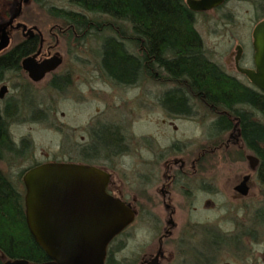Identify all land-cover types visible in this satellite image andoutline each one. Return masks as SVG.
<instances>
[{"label": "flooded vegetation", "instance_id": "af4514ba", "mask_svg": "<svg viewBox=\"0 0 264 264\" xmlns=\"http://www.w3.org/2000/svg\"><path fill=\"white\" fill-rule=\"evenodd\" d=\"M32 1L28 0V2L22 3L21 12L13 19L12 26L7 27L9 45L13 37L12 31L15 30L16 36L14 38L16 41L13 44L18 45L33 41L31 51L23 57L34 55L37 61H41L57 52V46L64 37L70 43L75 41L69 35L71 29L68 25L53 21L45 31L37 24H31L21 19L24 6ZM226 1L224 0L220 5L211 9L221 7ZM18 2L19 0H13V6L4 21H7L14 14ZM250 2L253 4L254 16L264 14V0H250ZM220 15L230 17L231 13L222 11ZM263 17L264 15L254 19L253 26ZM18 21L26 23L27 26L35 25L37 29L34 30L33 34H24L21 27H14ZM251 32L247 42L250 49H247L243 42L238 40L233 51L232 62L228 67L223 66L217 60L215 61L220 64L226 74L233 76L247 86L255 88V93L264 96V91L253 85L248 77L238 69V65L254 67ZM72 33L78 36L83 34V32L79 34L73 26ZM82 43L77 42L75 45ZM9 45L0 52L8 49ZM237 45H240L241 51L236 61ZM22 58L19 60L18 68L7 69L0 80L2 110H13L16 107L19 110V104L25 98L31 99L30 103H33L35 93L32 91V84L39 82L48 74L46 81L48 87L56 89L57 93L72 94L74 70L71 63L66 65L63 71H58L63 64V59H61V62L54 69L45 72L40 79L35 80L23 68ZM95 70L99 72L98 69ZM16 78H25L26 81L23 79L18 81ZM169 79L171 77L166 76L165 81L160 84L163 86L161 95L168 97V95L175 93V95L190 99L188 92L181 90L180 85H175ZM85 80L87 79L85 78ZM104 82L113 87L119 86L116 81L105 80ZM75 87L78 89L77 86ZM157 99L159 100V94ZM158 100L156 103L168 116L176 131L178 128L174 122L175 119L196 120L205 127L203 137L208 138L203 139V141H196L192 149H186L190 144L187 143L188 138L173 137L170 143L162 146L155 143L154 138L141 135L145 136L150 152L153 153L152 148L158 147L154 154L141 160L144 164L142 171L136 170L139 192L135 191L134 193H139L142 200L137 194L133 200H127L123 196L122 189L118 184L115 185L113 169L116 167V160L114 158L121 153L117 142L108 143L104 141L103 136L97 134V139L91 137V142L81 145L87 148L92 142L95 145L96 143L99 144V141H103L102 145L109 148V154H107V149L97 150L96 155H91L93 151L84 150V156L89 160L84 162L95 164L107 170L110 173V179L106 186L108 192L130 202L134 210V218L128 226L139 220L141 212L146 216L144 219L150 222L151 229L147 235L148 239L141 244V250H134L128 263L264 264V111L254 104L243 102L238 107L241 114L235 115L230 110H233V107L206 108L199 101L193 99L188 100V112L182 114L171 106L160 104ZM145 104L148 106L145 108L151 107L149 102ZM35 109L44 111L45 108L38 105ZM206 109L208 112L202 111ZM223 114L230 125L225 129H220L217 121L221 119L220 116ZM96 117L93 122L97 123L98 127H106L111 123L120 127L119 121L113 120L115 117L112 119L98 115ZM207 117L208 119H206ZM93 122L88 123L86 131L90 125H94ZM250 128L256 129L257 134L251 135L249 133ZM124 141L128 151L129 143L126 139ZM101 148L103 147L101 146ZM35 162L33 161L30 166L34 165ZM224 166L228 168V171L232 167L240 169L237 176L233 178L232 184L226 187L219 186L217 183V169ZM27 168L25 167L20 171L22 182V175ZM158 181L159 185L156 187L160 192L159 199L156 198L155 191L152 189L154 182ZM255 182L259 183V187H254ZM22 190L24 191V189ZM159 201L162 203L164 213L156 210ZM180 208L184 209V216L177 220L176 215ZM176 227L177 230H175ZM125 228L115 235L108 244L105 261L113 240L116 238L118 240L115 245L116 249L124 244L119 238ZM173 244H175L176 250ZM112 255V264H122L114 252Z\"/></svg>", "mask_w": 264, "mask_h": 264}, {"label": "rangeland", "instance_id": "374dc122", "mask_svg": "<svg viewBox=\"0 0 264 264\" xmlns=\"http://www.w3.org/2000/svg\"><path fill=\"white\" fill-rule=\"evenodd\" d=\"M12 4L13 0H0V23L5 20ZM50 4L80 9L79 6L71 5L67 0H46L45 5ZM252 6L250 0H227L219 8L198 11L196 27L203 38L204 45L208 53L223 66L228 67L231 64L238 40L250 49L247 42L254 19L258 17L254 16ZM222 11L230 12L232 17L221 16ZM87 15L96 17L98 20L107 18L105 15L96 13H87ZM20 18L28 23L37 24L45 31L53 21L57 22L50 17L43 6L33 1L24 6ZM14 31H12L13 37L9 47L16 41ZM96 39L91 36L83 39L81 45H75L77 42L70 43L64 37L57 46L56 51L63 59V64L58 71H63L69 63L73 66L72 94L57 93L56 89L48 87L46 84L48 74L39 82L32 84L31 88L35 93L34 102L30 103L32 100H27V98L24 100L28 103L21 100L19 110H17L18 114L11 119L9 131L13 140L18 142L21 137L25 136L30 139L31 147L28 152L26 149L27 154L24 156L8 157L6 155L0 158V168L20 189H24L19 176L20 171L29 167L33 161L47 159L89 161L84 153L79 151V147L82 143L91 142V135L86 130L88 123L91 124L97 115L110 119L115 117L113 120L119 121V126L129 143L127 153H119L114 158L116 167L113 169L115 185L118 184L127 200H133L137 195L142 200L139 193H136L137 195L134 193L139 192L136 170L142 171L144 164L141 160L154 154L158 148L151 147L154 151L150 152L145 136L154 138L155 143L162 146L170 143L173 137L188 138L187 143L190 144L186 149H192L196 141L208 138L203 137L205 127L196 120L175 119L177 131L172 127L170 119L156 103V97L163 89L162 85L153 81H144L130 87L124 85L113 87L96 78L98 74L95 70L97 69L96 54L93 52L99 44ZM20 79L25 80V78ZM20 79L16 78L18 81ZM147 102L150 103V108H145L148 107L145 104ZM38 105L45 108L43 111L46 113L45 117H42L40 110H35L36 118L32 115L33 109ZM202 111L208 112L207 109ZM226 170L228 171V168L225 166L217 169L219 186H230L233 178L240 171L237 167H232L228 172ZM158 185L159 181L154 182L152 187L157 199L160 198V192L156 187ZM255 186L259 187V183L254 184ZM156 210L164 213L161 201L158 202ZM183 216L184 209L180 208L176 215L177 220ZM139 217L138 221H134L123 231L119 239L124 244L119 249L115 248L117 238L110 244L112 253L114 252L122 264H129V257L132 256L134 250H141V244L148 239L147 235L151 229L150 222L144 219L146 216L143 212ZM173 245L175 247V244Z\"/></svg>", "mask_w": 264, "mask_h": 264}, {"label": "trees", "instance_id": "16d2710c", "mask_svg": "<svg viewBox=\"0 0 264 264\" xmlns=\"http://www.w3.org/2000/svg\"><path fill=\"white\" fill-rule=\"evenodd\" d=\"M33 1L43 6L58 23L68 25L73 41L82 42L91 36L97 38L98 48L93 50L99 71L96 78L102 81H116L119 85L130 87L146 80L162 84L169 76L170 81L189 93L190 99L173 93L168 97L159 94L157 100L182 114L188 112V100L193 99L206 108L233 107L230 110L235 115L241 114L238 107L243 102L254 104L264 111V96L226 74L208 53L196 27L198 11L190 9L185 0H67L80 9L45 5L46 0ZM87 13L107 18L98 20ZM72 26L83 34L72 33ZM32 46L33 41H28L13 44L0 52V80L7 69L18 68L19 60L31 51ZM40 112L45 117L46 113L43 110ZM17 114V107L2 110L0 105V158L6 155L24 156L31 147L29 138L23 136L16 142L10 134V121ZM220 118L217 121L220 129L230 125L224 114ZM93 123L88 129L93 139H97L99 134L108 143L117 142L122 154L127 153L126 137L120 127L112 123L98 127L97 123ZM249 133L257 134L253 128L249 129ZM102 142L95 145L92 142L87 148L80 146L79 151L84 153L87 149L93 151L91 155H96L97 150L107 149L109 154V148ZM22 189L0 168V264L8 258H48L26 224ZM112 256L109 247L105 264H112Z\"/></svg>", "mask_w": 264, "mask_h": 264}, {"label": "water", "instance_id": "95a60500", "mask_svg": "<svg viewBox=\"0 0 264 264\" xmlns=\"http://www.w3.org/2000/svg\"><path fill=\"white\" fill-rule=\"evenodd\" d=\"M185 1L190 9L203 11L224 0ZM23 2L28 0H19L14 14L0 23V51L9 45L7 27L21 12ZM14 27H21L24 34H33L37 29L22 21ZM251 36L254 67L238 65V69L264 91V17L254 24ZM236 48L237 61L241 47ZM61 59L56 52L41 61L27 55L21 63L37 80ZM109 179L107 170L92 163L52 159L29 166L22 175L25 220L48 258H8L1 264H105L108 244L134 218L130 202L108 192Z\"/></svg>", "mask_w": 264, "mask_h": 264}]
</instances>
